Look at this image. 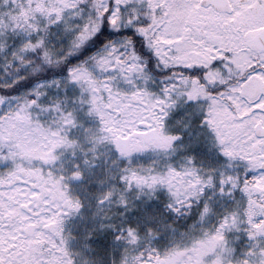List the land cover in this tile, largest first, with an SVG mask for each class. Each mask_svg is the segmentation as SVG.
<instances>
[{"label":"snow or ice","instance_id":"6c2138e0","mask_svg":"<svg viewBox=\"0 0 264 264\" xmlns=\"http://www.w3.org/2000/svg\"><path fill=\"white\" fill-rule=\"evenodd\" d=\"M0 264H264V0H0Z\"/></svg>","mask_w":264,"mask_h":264}]
</instances>
